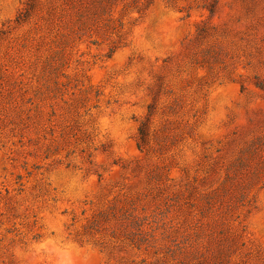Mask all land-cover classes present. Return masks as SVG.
<instances>
[{
    "label": "rangeland",
    "instance_id": "1",
    "mask_svg": "<svg viewBox=\"0 0 264 264\" xmlns=\"http://www.w3.org/2000/svg\"><path fill=\"white\" fill-rule=\"evenodd\" d=\"M0 264H264V0H0Z\"/></svg>",
    "mask_w": 264,
    "mask_h": 264
},
{
    "label": "trees",
    "instance_id": "2",
    "mask_svg": "<svg viewBox=\"0 0 264 264\" xmlns=\"http://www.w3.org/2000/svg\"><path fill=\"white\" fill-rule=\"evenodd\" d=\"M262 86V85H261ZM140 136H141V141L142 142H145L146 141V138H147V132H146V129L143 127L140 129ZM249 153V154H248ZM255 154V151H253L252 149L249 150V152H247L248 155H251V154ZM251 157V156H250ZM247 161H248V158H243L239 161V165L241 168H244L247 166ZM95 223H97V221H95ZM93 224V226H96V224ZM135 224H137L136 222H133L131 227L134 226ZM135 236V234H133V237ZM141 242H143V240H139Z\"/></svg>",
    "mask_w": 264,
    "mask_h": 264
}]
</instances>
